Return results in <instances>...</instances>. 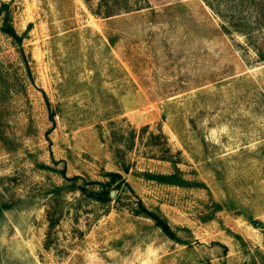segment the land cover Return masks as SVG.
<instances>
[{
    "label": "rangeland",
    "instance_id": "rangeland-1",
    "mask_svg": "<svg viewBox=\"0 0 264 264\" xmlns=\"http://www.w3.org/2000/svg\"><path fill=\"white\" fill-rule=\"evenodd\" d=\"M214 2L0 0V264H264V0Z\"/></svg>",
    "mask_w": 264,
    "mask_h": 264
},
{
    "label": "trees",
    "instance_id": "trees-1",
    "mask_svg": "<svg viewBox=\"0 0 264 264\" xmlns=\"http://www.w3.org/2000/svg\"><path fill=\"white\" fill-rule=\"evenodd\" d=\"M86 2V4L89 7H107V9L105 10H101V9H97L96 11H94L93 9V13L97 14V15H103V16H112L114 14L117 13H121L122 9L120 8H113V7H123V9H125L126 12H129L131 10H133L134 6H141L138 3V0H84ZM207 3L209 4V6L219 15H221V17H223L221 10H220V5L221 3H215L214 0H207ZM8 4H3L0 7V17H2L4 15L3 21L4 24L1 27L3 32H5L6 34H8L10 37H12L16 44L19 45L21 53L23 56H25V51H24V47H23V35H20L18 33V31L16 30V28L12 25L11 21H10V11L8 9ZM257 9H255V13L257 14V17L259 18V22L260 19L264 20V7H256ZM226 18V17H225ZM224 19V17H223ZM227 22V24L229 25V27L224 25L225 30H227V32L231 33L232 31H245L246 28L244 27H240V25L235 24L234 26H232L233 23H231L230 21L226 20L225 23ZM259 26H263L264 27V21L261 22V25L258 24ZM51 118L55 119V113L51 112ZM179 170L177 169L176 172L171 173L169 175H164L163 177L166 178V180L168 182L171 183H177V184H182V183H178L180 182L179 178ZM63 174H65V172L63 171ZM66 176V175H64ZM79 178L78 176L73 177L71 179H69L68 177H66L67 180H72V179H76ZM106 181H96L94 182L97 187H92V189L89 191V195L92 196V198L94 197L95 200L103 202V203H108L111 202L113 200L112 197V192L115 190H119L122 189L123 184L128 185L129 183L128 181L123 177V175L120 172H108L106 174ZM183 180V179H181ZM75 190L78 189L81 192L85 193L88 189L85 187V185H76L75 188L73 187H68L66 186V184H63L62 186L58 187L55 189V191L57 193H60L61 190ZM141 206L144 208V213H146L149 217H151L152 219H154L157 223V225L163 229V231L168 234L170 237H175V232L171 229V226L169 225V223L160 215L156 214L154 211H149L148 209H146L143 205V202L140 201ZM10 207H8V205H6V203H4L3 201H1L0 203V210L3 211L4 209H8ZM140 211H138L137 214H141L139 213ZM143 213V214H144ZM50 217L53 219L52 215H50ZM51 219V225L50 227H54L55 224V220Z\"/></svg>",
    "mask_w": 264,
    "mask_h": 264
}]
</instances>
